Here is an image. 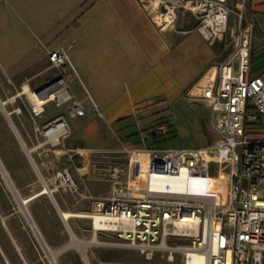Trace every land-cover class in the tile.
Segmentation results:
<instances>
[{
  "label": "built area",
  "instance_id": "obj_1",
  "mask_svg": "<svg viewBox=\"0 0 264 264\" xmlns=\"http://www.w3.org/2000/svg\"><path fill=\"white\" fill-rule=\"evenodd\" d=\"M158 2L203 4L192 11L201 15L196 29L207 41L228 32L229 9L222 0ZM238 18L240 24L242 14ZM235 34L234 60L217 63L196 85L209 107L213 143L128 148L125 164L107 170L108 195L94 199L84 217L94 236L112 233L116 239L107 244L134 249L146 259L156 252L170 261L178 255L175 264H264V136L251 137L259 134L255 123L264 122V69L249 74L248 33ZM48 59L60 72L37 94L50 90L56 105L68 102L70 117L83 116L81 100L69 92L66 69L74 68L66 50L51 51ZM59 93L67 98L60 100ZM54 124L67 127L64 118L56 117L45 124V137ZM49 180L50 193L76 186L66 168L53 171ZM95 218L103 224L95 227Z\"/></svg>",
  "mask_w": 264,
  "mask_h": 264
},
{
  "label": "rangeland",
  "instance_id": "obj_2",
  "mask_svg": "<svg viewBox=\"0 0 264 264\" xmlns=\"http://www.w3.org/2000/svg\"><path fill=\"white\" fill-rule=\"evenodd\" d=\"M142 1L147 12L149 6H155L161 13H168L167 5L176 6L174 21L166 20L162 27L157 25L159 29L171 31L178 39L188 33L200 34L196 27L200 24L201 15L192 11L193 6L190 4L159 3L158 0ZM224 2L229 9L228 32L214 37L212 41L203 38L204 43L214 52L213 66L222 61L234 60V38L231 37L234 32H236L235 37L240 32L248 33L249 51L253 45L252 41L256 40V36L260 33V23L255 20L249 0H224ZM239 14H242L240 24ZM263 63L264 56L256 51L253 62H249L248 65L249 74L260 73L259 66ZM234 65L236 69V61ZM76 70L72 72L66 69L70 84L69 92L81 100L84 115L70 117L67 113L68 102L56 105V101L52 100L43 106L41 120L62 117L66 120L67 127L57 143L51 142L47 137L44 139L42 134L41 138L35 140L36 143L45 142L39 151L33 152L32 155L40 167L38 172L33 171L29 157L21 148L9 119L1 111V107L3 109L19 107L18 115L24 123H29L27 119L31 121V101L26 95H21L14 102H6L2 105L0 103V264H50L51 255L57 264L177 263L178 255L170 261L166 253L156 252L151 258L146 259L134 249L107 244L115 241L114 234L101 232L94 237L88 218H71L65 224L58 209L88 213L94 199L108 195L110 183L106 179L107 170L112 165L125 164L128 148L143 146L187 148L212 144L216 135L208 105L199 98V90L195 84H192L174 102L158 104L156 102V105L152 104V107L140 111L124 123L127 125L123 126L122 123L120 125V122L106 123L92 101L95 87L90 82L89 74L83 69H78V76ZM59 72L60 70L50 66L47 77L53 79ZM12 89L15 91L14 88ZM16 89L21 91L20 86ZM255 127L264 129V122H256ZM256 136H264V133L251 137ZM29 149L32 151L31 148H26V151ZM30 150L27 154L33 162ZM2 163L8 170L15 167L17 178L10 181ZM59 168L69 170L76 183L75 188L72 191L59 189L52 195L43 194L42 200L35 199L42 195L38 194L42 189V180L52 186L50 175ZM5 179L7 182L10 181L11 189ZM12 185L20 196L29 199L27 208L47 245V254L42 248V242L35 236L22 214L13 196L17 194ZM70 232L76 239L70 240ZM93 237L97 243H89ZM177 242L183 240L178 239Z\"/></svg>",
  "mask_w": 264,
  "mask_h": 264
},
{
  "label": "crops",
  "instance_id": "obj_3",
  "mask_svg": "<svg viewBox=\"0 0 264 264\" xmlns=\"http://www.w3.org/2000/svg\"><path fill=\"white\" fill-rule=\"evenodd\" d=\"M249 1L255 20L260 23V33L252 41L248 65L256 51L264 56V0ZM155 25L142 0H0L1 105L26 95L22 92L24 85L34 91L50 81L48 54L59 48H67L74 70L83 69L89 74L95 87L92 101L106 123L120 122L124 126L156 102H174L192 84H200L212 70L214 52L200 34L188 33L178 39L171 31ZM259 68L262 71L264 63ZM32 105L29 123L18 115L19 107H0L33 171L38 172L40 167L32 155L45 142L35 140L41 134L46 138L43 129L52 118L41 120L44 111L34 113ZM255 131L264 133L259 127ZM26 148L32 149L29 150L34 162ZM3 166L10 181L17 178L15 167L8 170ZM19 207L37 236L33 224L27 220L31 217L27 206L29 215L24 206ZM62 210L58 209L59 214Z\"/></svg>",
  "mask_w": 264,
  "mask_h": 264
},
{
  "label": "bare ground",
  "instance_id": "obj_4",
  "mask_svg": "<svg viewBox=\"0 0 264 264\" xmlns=\"http://www.w3.org/2000/svg\"><path fill=\"white\" fill-rule=\"evenodd\" d=\"M222 1H224V0H222ZM172 3H174V2H172ZM166 8H167L168 13H161V12H159L156 9L155 6H153V7L149 6V10H148L149 11V15H150L151 19L153 20V22L156 25H158L159 27H162L166 23V20H172L173 19V21H174V19H175V16H176L175 10L177 12L176 6L175 5H172V6H168L167 5ZM192 8H194V9H203L204 5L202 4V5H199L198 7H192ZM212 71H213V68L211 70V73H212ZM22 92L25 93L27 95L28 99L32 102V104H33L32 106H33V109H34L35 113H38V112L42 111L44 104H46L49 101L54 100V98L56 97V94L54 92H50V90L47 91V92L41 93V94L34 93V92L29 90L27 85H24L22 87ZM58 95H59V99L60 100H65L67 98V94L66 93H59ZM37 110H39V111L37 112ZM65 130H66L65 127H62L59 124H54L53 126H51L48 129L47 136H48V138L50 139L51 142L57 143L59 136L61 134H63L65 132ZM27 151L29 152V150H27ZM9 182H7V180H6V183H7L8 187L11 189V187L9 185ZM42 183H43L42 184V189L38 192V194H42L43 195V194L46 193V194L52 195V193H50V190L46 187V183L43 180H42ZM22 200L24 201V203H22L20 200L17 201V202H18L19 205L21 204L22 206H24V208H26L27 202H28L29 199L22 197ZM60 216H61V218L64 221L67 222L72 217H86V213H73L71 211L62 210V211H60ZM27 220H28V222L30 224H32V222H30V220L28 218H27ZM102 224H103V221L101 219L95 218V220H94L95 227H98V226H100ZM70 235H71V239L72 240L76 239L74 234L70 233ZM38 236L39 235L37 234V237ZM94 237L89 241V243H93V244L97 243V241L95 240ZM38 239L40 241L39 237H38ZM42 248H43L45 254H47V248L45 246H43V245H42ZM51 253H52V251H51ZM49 261H50V264H53V255L50 256V260ZM195 262L196 263H200L201 261H195Z\"/></svg>",
  "mask_w": 264,
  "mask_h": 264
},
{
  "label": "water",
  "instance_id": "obj_5",
  "mask_svg": "<svg viewBox=\"0 0 264 264\" xmlns=\"http://www.w3.org/2000/svg\"><path fill=\"white\" fill-rule=\"evenodd\" d=\"M38 91H39V88L34 90L35 93H37ZM12 187H13V185H12ZM13 189L15 190L14 187H13ZM15 192H16V194H17L18 199H19L22 203H24V201L22 200V198L20 197V195L18 194V192H17L16 190H15ZM25 210H26V212H27V214H28V211H27L26 208H25ZM28 215H29V214H28ZM29 218H30V220H31V222H32V224H33L34 229L36 230L37 234L39 235V238H40V240H41L43 246H45V247L47 248V245L45 244L43 238L41 237L39 231L37 230V228H36V226H35L33 220L31 219L30 216H29ZM53 264H57V263L55 262V259H53Z\"/></svg>",
  "mask_w": 264,
  "mask_h": 264
}]
</instances>
